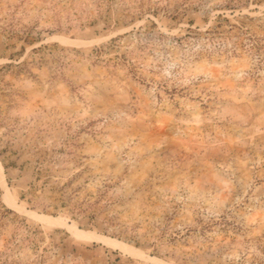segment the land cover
<instances>
[{"label":"rangeland","instance_id":"rangeland-1","mask_svg":"<svg viewBox=\"0 0 264 264\" xmlns=\"http://www.w3.org/2000/svg\"><path fill=\"white\" fill-rule=\"evenodd\" d=\"M0 264H264V0H0Z\"/></svg>","mask_w":264,"mask_h":264},{"label":"bare ground","instance_id":"bare-ground-1","mask_svg":"<svg viewBox=\"0 0 264 264\" xmlns=\"http://www.w3.org/2000/svg\"><path fill=\"white\" fill-rule=\"evenodd\" d=\"M78 236L80 237H84V238H96L98 240H100L101 242L105 243V244H111V245H114V246H118L120 244L116 243V241H113V240H110L108 237L106 238L105 236H94V235H91L89 233H80V234H77ZM123 247V246H122Z\"/></svg>","mask_w":264,"mask_h":264}]
</instances>
